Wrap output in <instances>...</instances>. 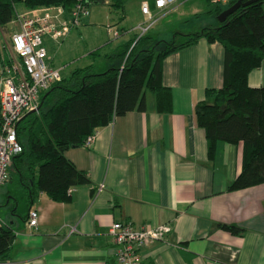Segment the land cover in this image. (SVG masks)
Returning a JSON list of instances; mask_svg holds the SVG:
<instances>
[{
    "label": "crops",
    "instance_id": "crops-1",
    "mask_svg": "<svg viewBox=\"0 0 264 264\" xmlns=\"http://www.w3.org/2000/svg\"><path fill=\"white\" fill-rule=\"evenodd\" d=\"M144 2L156 19L153 26L165 27L157 34L166 41L176 31L196 32L215 21L210 0H175L163 9L155 0H126L121 21L107 1L94 4L103 9L109 26L119 27L120 40L112 42L109 36L98 41L101 45L87 53L83 66L92 62L91 51L102 47L103 53L113 52L137 35L147 22ZM93 16L83 18L62 41L45 40L50 66L67 70L52 53L54 46L76 42L83 33L95 39ZM224 58L223 46L205 37L168 54L162 61V83L171 90V110H157L154 95L147 92L145 111L115 117L96 131L90 147L68 149L66 158L91 180L73 188L69 202H55L41 192L29 203L18 186H1L7 200L0 224L11 227L15 239L10 259L0 264H119L108 229L126 220L137 226H172L165 240L141 250L144 264H264V183L229 190L242 169L243 143L219 141L209 155L195 118V105L205 91L223 83ZM248 82L264 87V60ZM30 210L39 214L37 229L26 225ZM224 224L244 231L234 234Z\"/></svg>",
    "mask_w": 264,
    "mask_h": 264
},
{
    "label": "trees",
    "instance_id": "trees-1",
    "mask_svg": "<svg viewBox=\"0 0 264 264\" xmlns=\"http://www.w3.org/2000/svg\"><path fill=\"white\" fill-rule=\"evenodd\" d=\"M77 1L88 8L107 1L122 20L126 0H0V46L4 30L22 7L34 10L62 6L67 13ZM149 1V0H147ZM237 0L215 5V18ZM247 1V0H244ZM184 35V40L178 38ZM205 37L219 42L225 51L223 83L207 89L194 108L197 125L205 132L209 155L224 141L243 143L241 172L229 185L238 190L264 183V87L249 85L250 73L264 60V0L240 6L224 22L218 19L196 32H174L169 41L149 34L134 36L113 52L99 47L89 53L92 62L76 67L68 76L41 94L38 112L26 114L17 125L23 150L12 159L10 178L28 202L41 192L55 202H69L73 188L90 184L65 152L84 144L85 139L115 117L147 109L146 93L154 95L157 110H171V90L162 83V61L170 53ZM96 58H102L95 61ZM222 227L234 234L244 229ZM15 239L11 227L0 224V262L10 259Z\"/></svg>",
    "mask_w": 264,
    "mask_h": 264
},
{
    "label": "built area",
    "instance_id": "built-area-1",
    "mask_svg": "<svg viewBox=\"0 0 264 264\" xmlns=\"http://www.w3.org/2000/svg\"><path fill=\"white\" fill-rule=\"evenodd\" d=\"M175 0H155L159 9L166 8ZM232 0H210L214 5H227ZM142 12L147 17V25L140 27L144 34L156 21L148 2L142 4ZM89 16V8L80 1L67 13L62 6L41 7L34 10H20L11 24L16 25L8 42L0 46V187L10 178V168L14 156L22 152L23 147L17 139V125L31 112H38L41 94L61 81V69L48 63L46 39L59 42L72 29ZM108 34L113 38L120 36V31L108 27ZM141 34V35H142ZM96 132L89 135L84 146L90 147ZM104 187L100 184L99 190ZM39 214L30 210L26 225L37 229ZM172 226L163 223L157 226L133 224L132 221H115L108 235L115 248V257L119 264H144L141 250L150 244L163 241L171 232Z\"/></svg>",
    "mask_w": 264,
    "mask_h": 264
},
{
    "label": "rangeland",
    "instance_id": "rangeland-1",
    "mask_svg": "<svg viewBox=\"0 0 264 264\" xmlns=\"http://www.w3.org/2000/svg\"><path fill=\"white\" fill-rule=\"evenodd\" d=\"M20 10H24V9L21 7ZM102 10L103 9H100V11H99V9H96V6H94V4L89 6V16L92 14V15H94L93 17L95 19L94 20V23H95L94 25H95V30H96L95 39L90 40L88 35H85L83 33L80 36L78 35L75 37L76 42H74V41L71 42L69 40L61 46H58V45L54 46L55 51H52V53H54V55L56 56V59L59 60L60 62L67 64V70L62 72L63 73L62 75L64 77L68 76L69 72L71 70L75 69L76 67L83 66L85 63L88 62L89 58H88L87 53L90 50L101 45V42H98V41H101L104 38H105V40L111 39L110 41H112V42L120 40V39L118 40V38H113L112 36H110L108 34L109 24H108V21H106V20H108V18L106 19L103 16V14H101ZM132 19H133V16H131L129 20H132ZM216 20H217V18H215V21ZM132 23H134V22H132ZM184 24H187V23H184ZM146 25H147V22L144 26H146ZM144 26H141V27H144ZM183 26H185V25H183ZM118 29H119V27H118ZM158 29L165 30V27L160 26V25L158 27L155 25L154 26L152 25L145 33L151 35L154 39H159V38L165 37L164 34H157ZM16 30H18V27L16 25L9 24L8 27L4 30L3 40H1V41L5 40L8 42L11 34ZM141 34H142V30L139 29L137 32V36L139 37V36H141ZM109 36H110V39H109ZM159 36H161V37H159ZM169 39H171V37H169ZM48 47H51V45L49 43H48ZM101 59L102 58H96L95 61L97 62V61H100ZM11 171H12V166H11ZM12 176L14 177L13 181L10 180L4 184V185H6L5 190L8 189V186L11 189L12 188L16 189V187L18 186L15 175L12 174ZM3 188H1V190ZM4 194H5L4 191H3V194H1V192H0V215H3V213H5L4 209H5V202H6L7 198L5 197Z\"/></svg>",
    "mask_w": 264,
    "mask_h": 264
},
{
    "label": "water",
    "instance_id": "water-1",
    "mask_svg": "<svg viewBox=\"0 0 264 264\" xmlns=\"http://www.w3.org/2000/svg\"><path fill=\"white\" fill-rule=\"evenodd\" d=\"M258 0H237L233 5L229 6L228 8H226L225 10H223L218 16L217 19L220 22H224L227 18V16L231 13H233L235 10H237L241 5H248L250 3L256 2Z\"/></svg>",
    "mask_w": 264,
    "mask_h": 264
}]
</instances>
